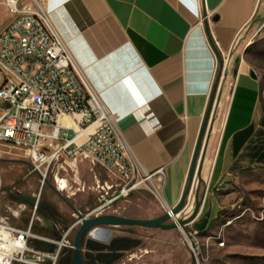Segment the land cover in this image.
Wrapping results in <instances>:
<instances>
[{
	"label": "crops",
	"instance_id": "1",
	"mask_svg": "<svg viewBox=\"0 0 264 264\" xmlns=\"http://www.w3.org/2000/svg\"><path fill=\"white\" fill-rule=\"evenodd\" d=\"M48 4L52 22L84 80L121 115L117 128L128 156L148 173L163 169L161 195L167 207L177 204L186 187L215 83L216 113L212 112L208 138L216 130L215 145L211 156H204L199 179L219 188L235 175L264 170V0H48ZM220 53L227 57L224 69L216 57ZM127 84L135 85V95ZM207 146L208 142L205 154ZM64 168L57 177L65 181V192L58 193L50 177L48 195L42 193L33 229L38 235L58 238L72 222L69 218L96 205L92 182L102 177L99 171L93 172L86 162H67ZM26 169L15 175L20 192L8 202L12 209L25 205L23 212L10 216L19 225L26 223L36 191L35 184L32 188L22 184ZM218 212L219 205L210 201L195 224L205 220V231Z\"/></svg>",
	"mask_w": 264,
	"mask_h": 264
},
{
	"label": "built area",
	"instance_id": "2",
	"mask_svg": "<svg viewBox=\"0 0 264 264\" xmlns=\"http://www.w3.org/2000/svg\"><path fill=\"white\" fill-rule=\"evenodd\" d=\"M2 6L9 22L0 32V148L17 151L26 159L24 179L37 176L38 190L32 196L25 224L10 220L24 211V204L15 209L4 207L6 215H0V264H56L64 249H73L69 235L81 219L77 216L58 238L34 233L49 175L55 190L62 193L66 184L57 175L67 162H86L93 172L99 171L102 177H94L96 205L78 214L91 219L116 215V204L145 188L164 202L163 169L148 173L128 156L117 128L121 115L84 80L52 22L48 0H3ZM217 56L224 69L227 57ZM64 119L67 122L62 125ZM3 153L7 152L0 150V155ZM9 192L19 195L16 186ZM172 208L165 204L166 213ZM193 254L197 260L194 250Z\"/></svg>",
	"mask_w": 264,
	"mask_h": 264
},
{
	"label": "rangeland",
	"instance_id": "3",
	"mask_svg": "<svg viewBox=\"0 0 264 264\" xmlns=\"http://www.w3.org/2000/svg\"><path fill=\"white\" fill-rule=\"evenodd\" d=\"M8 20L1 3L0 30ZM220 72L222 73V70ZM262 101H264V87H262ZM212 110L215 114L214 100ZM215 135L216 130L208 141L205 158H209L213 152ZM0 150L7 152L0 155V215L4 216L5 204L11 206L8 202L13 200V194L9 189L11 186H16L20 192L14 178L18 171L27 168L24 165L27 161L17 151H7L3 148ZM235 177L217 188L215 183L203 182L195 173L183 210L177 219L179 221L191 213L197 195L199 210L193 222L170 231L138 227L110 228L112 234L108 243L84 237L82 263L89 264V257L92 256L96 261L102 257V264H192L193 259L195 264H264V170L258 167ZM49 181H51L50 175ZM22 184L26 188H32L35 184V192L38 190V179L35 175L27 177ZM94 188L95 184L92 182V193L97 199L98 195ZM42 193L43 196H47L48 190L45 188ZM210 201L219 205V212L216 218L209 222L206 230L200 233L194 225ZM114 208L117 212L115 216L131 219L153 220L166 214L164 202L153 197L147 188L135 191ZM77 216L74 214V217L69 218L72 221L70 224ZM172 222L174 221L170 220L168 223ZM77 230L78 227L69 235L72 246ZM195 232L197 234H194ZM193 250L197 260L194 258ZM72 251L73 249H64L56 264H70ZM253 257L259 260H253Z\"/></svg>",
	"mask_w": 264,
	"mask_h": 264
},
{
	"label": "water",
	"instance_id": "4",
	"mask_svg": "<svg viewBox=\"0 0 264 264\" xmlns=\"http://www.w3.org/2000/svg\"><path fill=\"white\" fill-rule=\"evenodd\" d=\"M216 57L217 59H219L218 56ZM251 77L254 79L256 78L253 71H251ZM127 88L132 95H135L136 89L134 84L132 85L127 84ZM215 90H216V83L213 86L207 111L203 118L196 141V146L192 154V158L188 170V176H187V186L185 191L182 193L181 197L179 198L177 204L171 209L169 213H166L164 216L153 220L131 219V218H125L115 215H102L91 219H83L80 215H78V217L81 219V223L73 239V251H72L70 264H83L82 245H83L84 237H87L92 240L93 239L103 240L105 243H108L109 237L112 234V230L110 228L138 227L144 229H160L163 231H170L177 228L185 227L187 224L195 220L199 210V202L197 201V195L195 196V205L192 208L191 213L187 217L177 221L176 223L175 222L168 223L171 219L170 218L171 215L178 216L182 212L194 174L196 173L198 177L200 176V172L202 169V162L204 159L206 145L208 142L211 123L213 119L212 103H213Z\"/></svg>",
	"mask_w": 264,
	"mask_h": 264
},
{
	"label": "trees",
	"instance_id": "5",
	"mask_svg": "<svg viewBox=\"0 0 264 264\" xmlns=\"http://www.w3.org/2000/svg\"><path fill=\"white\" fill-rule=\"evenodd\" d=\"M204 224H205V220H200L198 222V224H195L194 227L197 229L198 232L202 233L204 231ZM253 260H259L257 258H252ZM192 264H195L194 262V259H193V263Z\"/></svg>",
	"mask_w": 264,
	"mask_h": 264
},
{
	"label": "flooded vegetation",
	"instance_id": "6",
	"mask_svg": "<svg viewBox=\"0 0 264 264\" xmlns=\"http://www.w3.org/2000/svg\"><path fill=\"white\" fill-rule=\"evenodd\" d=\"M102 262H103L102 257H100L99 260H97V261L92 259V256L89 257V264H102Z\"/></svg>",
	"mask_w": 264,
	"mask_h": 264
},
{
	"label": "bare ground",
	"instance_id": "7",
	"mask_svg": "<svg viewBox=\"0 0 264 264\" xmlns=\"http://www.w3.org/2000/svg\"><path fill=\"white\" fill-rule=\"evenodd\" d=\"M63 121H66V119H64ZM79 140H80V139H79ZM79 140H78V141H79ZM164 205H165V204H164ZM178 217H179V215H178V216H173V215H171V216H170V218H171L170 220H173V221L176 223Z\"/></svg>",
	"mask_w": 264,
	"mask_h": 264
}]
</instances>
